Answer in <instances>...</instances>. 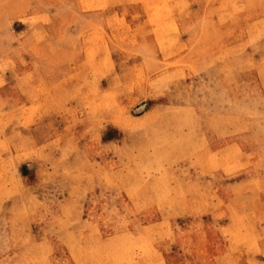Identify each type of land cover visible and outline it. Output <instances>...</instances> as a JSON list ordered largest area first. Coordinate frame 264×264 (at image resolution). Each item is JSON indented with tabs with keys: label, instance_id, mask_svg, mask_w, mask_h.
<instances>
[{
	"label": "rangeland",
	"instance_id": "rangeland-1",
	"mask_svg": "<svg viewBox=\"0 0 264 264\" xmlns=\"http://www.w3.org/2000/svg\"><path fill=\"white\" fill-rule=\"evenodd\" d=\"M0 264H264V0H0Z\"/></svg>",
	"mask_w": 264,
	"mask_h": 264
}]
</instances>
